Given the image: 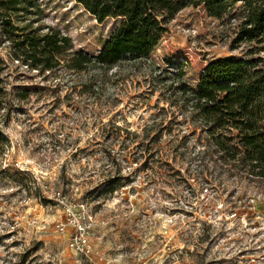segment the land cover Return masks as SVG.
<instances>
[{"label": "rangeland", "instance_id": "rangeland-1", "mask_svg": "<svg viewBox=\"0 0 264 264\" xmlns=\"http://www.w3.org/2000/svg\"><path fill=\"white\" fill-rule=\"evenodd\" d=\"M37 3L33 26L68 35L67 54L98 55L119 23L76 0ZM241 21L186 7L152 52L156 65L124 63L97 82L27 68L0 40V264H264V181L198 176L199 130L153 81L160 67L195 86L210 60L264 57V42L239 38ZM184 135L189 148L176 153ZM78 223L89 253L71 245Z\"/></svg>", "mask_w": 264, "mask_h": 264}, {"label": "trees", "instance_id": "trees-1", "mask_svg": "<svg viewBox=\"0 0 264 264\" xmlns=\"http://www.w3.org/2000/svg\"><path fill=\"white\" fill-rule=\"evenodd\" d=\"M76 1L99 22L119 20L98 55L84 51L67 54L72 47L68 35L50 26L34 27L30 18L36 14L37 0H0V40L9 44L12 58L40 72H94L91 81L96 82L124 63L134 64L135 69L148 68L155 64L151 54L169 23L184 8L201 5L213 17L240 15L239 38L264 42V0ZM64 54L69 58H63ZM155 72L153 81L165 91L167 102L179 109L185 122L194 124V134L199 130L197 141L205 148L192 158L197 161L198 176L209 183L207 176L218 171L219 175L264 181V57L250 52L210 60L195 86L160 67ZM27 91H21L20 96L27 97ZM154 124L147 130H152ZM160 126L158 131L167 128ZM187 137L176 141V153L184 154L183 150L189 148L184 140ZM154 143L140 146L150 153L157 151ZM116 189L117 184L111 182L106 193Z\"/></svg>", "mask_w": 264, "mask_h": 264}, {"label": "built area", "instance_id": "built-area-1", "mask_svg": "<svg viewBox=\"0 0 264 264\" xmlns=\"http://www.w3.org/2000/svg\"><path fill=\"white\" fill-rule=\"evenodd\" d=\"M68 211L71 212V208H68ZM60 229L64 230V227L61 226ZM77 232L79 233V236L71 242V245L74 246L75 244H78L81 246L84 253L91 252L92 248L89 244L88 236L86 235V229L80 223L77 224Z\"/></svg>", "mask_w": 264, "mask_h": 264}]
</instances>
